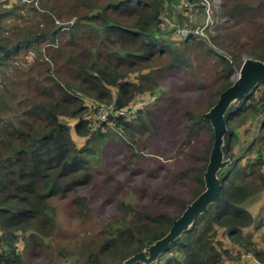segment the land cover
Returning <instances> with one entry per match:
<instances>
[{"label": "trees", "instance_id": "obj_1", "mask_svg": "<svg viewBox=\"0 0 264 264\" xmlns=\"http://www.w3.org/2000/svg\"><path fill=\"white\" fill-rule=\"evenodd\" d=\"M169 1L0 0V264H121L161 239L204 190L214 136L202 114L232 85L245 56L264 62V0H222L228 20L208 34L210 44L199 36L176 41L163 30L159 16ZM162 77L210 88L197 110L179 109L178 126L164 139L174 146L169 137L180 132L188 161L177 159L167 190L143 195L141 208L111 193L112 216L98 215L89 229L57 243L63 222L52 201L69 199L64 223L82 225L92 209L79 191L91 185L104 144L121 153L129 180L138 175L130 167L146 156L143 150L164 137ZM20 85L25 95L16 93ZM142 99L148 101L134 106ZM93 106L113 108L93 121ZM225 121L229 164L217 174L218 201L153 264H244L242 253L264 264V81L231 104ZM159 168L164 164L151 180L161 176ZM110 181L117 182L104 179Z\"/></svg>", "mask_w": 264, "mask_h": 264}, {"label": "rangeland", "instance_id": "obj_2", "mask_svg": "<svg viewBox=\"0 0 264 264\" xmlns=\"http://www.w3.org/2000/svg\"><path fill=\"white\" fill-rule=\"evenodd\" d=\"M15 1L16 0H9V5L14 3ZM190 1L193 4L190 9L186 8L183 5L184 3L188 2V0H178L177 2L174 0H170V5L168 9H166L167 26L161 27L163 28V30H169L170 37L176 41L186 39L178 38V36L176 35L178 28L185 27L189 30H192L191 26L195 28L197 26L203 25L205 22V10L203 4L201 3V0ZM206 1L210 4H213L214 2V0ZM220 1L222 2V0ZM223 7L224 6L222 2V7L219 10L214 11L213 17L217 19L214 20V23L211 26V30L206 31L205 34L207 37L209 33L215 34L217 25L225 23L228 20V17L223 16L222 14ZM198 10H200V12H197ZM171 12H173V14H170ZM184 18L189 19L183 21ZM18 24L22 25L23 23H21V21H18ZM205 41L210 44L209 39ZM202 54L203 51L201 48H199L197 53L198 57L193 59L195 65L199 64V58H202ZM207 67L208 66L205 65L201 68L203 72H206V76ZM235 71H237V67H235ZM235 74L231 77L232 81H234L236 78ZM211 81L212 79L210 81L207 80V85H209ZM159 83L160 86L157 89L159 91L157 95H162V93L165 92V99L161 102V106H163L162 113L158 112L164 117V119L161 118L159 122L160 126L164 128V137H162L161 135L158 136L156 139L158 143L153 140L151 141L150 146L143 150L146 156L140 160V163L138 165L133 164L130 167L136 170L135 174L138 173V175L129 176L131 178H129V180H127L129 169L124 171L121 162V153H119V151H113L111 149L113 148L111 142H109L108 144H104L101 147L102 153L99 157L101 163L98 167V170L94 174L91 185L79 191L80 194L85 195L88 198L90 208L92 209L90 215L84 219L82 225H66L64 223V219L69 212L67 206L69 203V199L63 201H52V204L55 203L58 205L59 215L61 221L63 222L61 230L58 232V235L54 240L57 243L66 242V236H74L77 235V233H81V231L83 230L89 229L91 226H93V223L98 215L102 218L112 216L114 213V201L108 200V195L111 193H117L116 199L130 201L138 208H141L143 204L147 203V200L143 198V195L150 198L151 192H154V195H157L167 190L170 177L175 175V173L172 174V172L177 166L176 160L178 159V164H183L188 161L187 159L182 158V154L187 152L188 146L186 143H182L183 136L180 132H176L169 137L172 143H174L176 146L167 144L164 139L177 128V121L180 115L179 109L181 107H196L197 110L199 106H202L204 102L208 100V97L211 98L210 88L193 89L196 87H188L185 83L184 77L179 78V80L170 77H162ZM24 90L25 88L21 86L20 89L16 90V93L19 95H25L26 92ZM147 97L149 98L150 96L148 95ZM153 100L154 98L150 99L151 102ZM147 101L148 99H142L140 102L136 100L133 104L134 106H138L140 104L143 106ZM87 103H89V101H87ZM63 121L71 126L74 124L75 120L68 119L66 121V119H63ZM254 134L255 132H251V135ZM74 140L77 145H81V143L78 142L77 138H75ZM113 145L117 146L114 148H119L121 152H124L126 150V147L122 144ZM168 151L170 153H168ZM179 157L182 159H179ZM125 161L126 163L129 162V160L126 159ZM159 164H164L165 168H159L158 173L161 174V176H159L156 180H151L149 173L153 170H156ZM108 176L114 177L117 182L110 181L104 183V179ZM136 176L138 177L136 178ZM159 186H162V190L160 192L157 191V187ZM174 190L179 194H181L180 192H184L179 188H174ZM158 198L159 197H157L156 199L158 200ZM261 199H264V194ZM261 199H259L252 205V210L254 212L258 211Z\"/></svg>", "mask_w": 264, "mask_h": 264}, {"label": "water", "instance_id": "obj_3", "mask_svg": "<svg viewBox=\"0 0 264 264\" xmlns=\"http://www.w3.org/2000/svg\"><path fill=\"white\" fill-rule=\"evenodd\" d=\"M190 38L193 36H189L185 41ZM262 81H264L263 61L244 57L237 64L236 78L232 85L220 94L217 102L207 112L202 114V119L210 123L214 136L206 169L202 175L204 190L185 207L161 239L123 260L121 264H153L177 238L190 229L196 216L205 213L210 205L218 201L221 184L217 174L229 164V160L224 159L222 150L227 133L225 114L231 104L249 94Z\"/></svg>", "mask_w": 264, "mask_h": 264}, {"label": "built area", "instance_id": "obj_4", "mask_svg": "<svg viewBox=\"0 0 264 264\" xmlns=\"http://www.w3.org/2000/svg\"><path fill=\"white\" fill-rule=\"evenodd\" d=\"M201 3L203 4L204 10H205L204 24L201 26H197L192 30H189L185 27L178 28L176 35L179 37V39L181 38L185 39V38H188L189 36H199L205 40L209 39L205 33L206 31L211 30V26L213 25L214 20L217 19L213 17L214 11L215 10L217 11L222 7V2L220 0H214L213 4H210L206 0H201ZM183 5L188 9H190L193 6L190 0H188V2L184 3ZM159 18L161 21V26L162 27L167 26L166 14L162 13L159 16ZM218 19H221V18H218ZM112 108H113L112 106H108L107 108H104V107L96 108L93 106L92 109L95 111V117L93 121L105 120L109 111H111ZM122 114H124L122 111H118V115H122ZM241 260L244 264H263L259 262L257 259H255L251 253H242Z\"/></svg>", "mask_w": 264, "mask_h": 264}]
</instances>
